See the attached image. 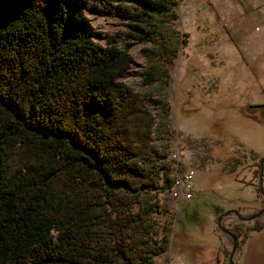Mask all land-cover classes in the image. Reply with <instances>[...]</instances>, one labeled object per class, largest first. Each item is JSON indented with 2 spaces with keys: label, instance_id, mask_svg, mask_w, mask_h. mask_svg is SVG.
I'll use <instances>...</instances> for the list:
<instances>
[{
  "label": "trees",
  "instance_id": "obj_1",
  "mask_svg": "<svg viewBox=\"0 0 264 264\" xmlns=\"http://www.w3.org/2000/svg\"><path fill=\"white\" fill-rule=\"evenodd\" d=\"M177 1L0 0V264H157ZM86 8L120 18L121 43ZM133 42L144 91L117 78Z\"/></svg>",
  "mask_w": 264,
  "mask_h": 264
},
{
  "label": "rangeland",
  "instance_id": "obj_2",
  "mask_svg": "<svg viewBox=\"0 0 264 264\" xmlns=\"http://www.w3.org/2000/svg\"><path fill=\"white\" fill-rule=\"evenodd\" d=\"M173 24L186 31L168 63L170 149L178 147L179 166L189 170L192 197L177 201L169 187L158 193L154 212L161 228L170 221L167 248L157 264H228L231 238L237 236L232 264H264V0H178ZM85 13L95 31L123 40V23L108 12ZM95 40L99 38L94 36ZM102 41V39H99ZM141 44L129 46L131 63L117 76L144 91L138 71L145 62ZM169 158V154H168ZM259 171L252 172L254 168ZM174 167L175 184H180ZM260 176V180H259ZM256 222L260 227L254 229Z\"/></svg>",
  "mask_w": 264,
  "mask_h": 264
},
{
  "label": "built area",
  "instance_id": "obj_3",
  "mask_svg": "<svg viewBox=\"0 0 264 264\" xmlns=\"http://www.w3.org/2000/svg\"><path fill=\"white\" fill-rule=\"evenodd\" d=\"M178 157H179V150L178 147L175 145V147L172 148V153L169 155L170 164L179 166ZM180 173H181V180L179 186L177 188H169V194L174 195L175 200L177 201L189 199L192 197V193H193L191 189V185L189 183V180L191 178V172L189 170H182L180 168Z\"/></svg>",
  "mask_w": 264,
  "mask_h": 264
},
{
  "label": "water",
  "instance_id": "obj_4",
  "mask_svg": "<svg viewBox=\"0 0 264 264\" xmlns=\"http://www.w3.org/2000/svg\"><path fill=\"white\" fill-rule=\"evenodd\" d=\"M263 161H264V157H261L259 159L260 168H261V164H262ZM259 180H260V176H259ZM258 188L264 194V190H262V187H261L260 183L258 184ZM263 210H264V207L260 208V209H258L256 211H252V212H248V213H239V212H237L236 209H232V211L236 214V217L239 220H250V219H252L254 217L259 216V214ZM224 214H225V212H223L221 215H219L217 217V224H218L220 230L223 231L225 234H227L231 238V249H230V252H229L228 264H232L231 255H232L233 251L235 250V248L237 247L238 242H237V236L231 230H229L228 228H226L225 226H223L220 223V219L223 218Z\"/></svg>",
  "mask_w": 264,
  "mask_h": 264
},
{
  "label": "bare ground",
  "instance_id": "obj_5",
  "mask_svg": "<svg viewBox=\"0 0 264 264\" xmlns=\"http://www.w3.org/2000/svg\"><path fill=\"white\" fill-rule=\"evenodd\" d=\"M173 167H179L178 165H173ZM170 196H174V195H170Z\"/></svg>",
  "mask_w": 264,
  "mask_h": 264
},
{
  "label": "flooded vegetation",
  "instance_id": "obj_6",
  "mask_svg": "<svg viewBox=\"0 0 264 264\" xmlns=\"http://www.w3.org/2000/svg\"><path fill=\"white\" fill-rule=\"evenodd\" d=\"M258 167H259V163H258Z\"/></svg>",
  "mask_w": 264,
  "mask_h": 264
}]
</instances>
